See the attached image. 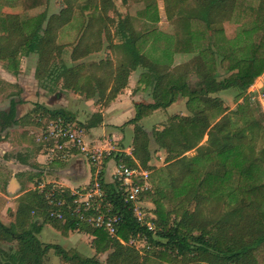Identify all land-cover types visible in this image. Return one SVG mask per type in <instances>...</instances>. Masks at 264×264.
Masks as SVG:
<instances>
[{
  "label": "trees",
  "instance_id": "trees-1",
  "mask_svg": "<svg viewBox=\"0 0 264 264\" xmlns=\"http://www.w3.org/2000/svg\"><path fill=\"white\" fill-rule=\"evenodd\" d=\"M162 2L166 19L175 27L173 39L161 54L169 62H161L146 51L161 39L152 23L156 21L157 0H133L117 21L107 12L113 8L112 0H85L84 5L76 6L72 0H65L59 12L49 15L48 0H0L1 5L20 8L19 12L0 10V62L13 73L18 71L19 54H34L35 78L41 87L53 90L60 83L63 90L97 97L96 102L103 105L127 87L136 69L143 70L139 80L146 85L153 83V101L136 102L135 115L128 121L134 124L131 152H121L116 158L117 165L150 171L151 188L140 198L155 207V218L138 221L123 189L117 182L106 181L101 169L96 175L103 193L100 210L117 217L114 234L110 235L71 212L76 195L68 187L48 183L39 189L35 184L17 196L16 210L10 213L12 221L4 224L0 219V242L15 243L11 251L0 248V264H47L51 249L65 264H101L75 249L39 240L37 235L45 223L62 232L88 227L95 251H108L106 264H159V260L168 264H264V146L258 148L264 140V111L258 108L262 112L258 117L245 97L237 109L226 112L221 98L213 95L233 88L239 97L263 73L264 0H257L251 18L240 27L242 41L233 47L223 25L235 16H244L252 0ZM90 6L94 11L86 16L83 11ZM146 16L151 18L150 25L145 26L148 30H137L133 17ZM74 24L75 37L70 42L59 39L61 31ZM103 38L116 54L114 59L68 66L61 57L69 45L73 61L99 52ZM175 53L193 56L172 65ZM218 69L226 75L220 78ZM191 73L198 79L194 85L187 81ZM45 81L53 88L45 87ZM179 96L186 97L189 115L170 116L151 135L138 123L153 111L167 108ZM15 105L11 100L8 111H0L2 128L17 123ZM42 111L49 114L47 118H73L60 108ZM94 117L82 125L86 130L101 120L98 114ZM152 142L166 154L163 167L150 165ZM35 145L29 153L17 156L21 163L27 164L39 153ZM190 151L194 153L189 155ZM5 200L0 195V205ZM51 210H60L64 220L51 216ZM148 221L152 229L146 226ZM137 235L145 237L149 249L157 250L154 256L140 255L127 243Z\"/></svg>",
  "mask_w": 264,
  "mask_h": 264
},
{
  "label": "rangeland",
  "instance_id": "rangeland-1",
  "mask_svg": "<svg viewBox=\"0 0 264 264\" xmlns=\"http://www.w3.org/2000/svg\"><path fill=\"white\" fill-rule=\"evenodd\" d=\"M133 0H112L113 8L108 10V15L116 19L118 17L124 16L126 14V8L128 4L132 3ZM73 4L76 5H84L85 0H72ZM248 1H246L247 3ZM257 0H252L249 2L251 5L247 6L244 13V16H235L231 21L224 23V31L227 40L231 47L235 46L242 41L239 36V30L243 22L247 21L250 17V12L256 6ZM65 6V0H48V8L47 14L57 13L59 10ZM137 8V7H135ZM0 10L6 12H19L20 8H10L0 4ZM94 11L93 6L86 8L83 12L87 16ZM135 14V12H133ZM78 17L77 8H75V17ZM251 18V17H250ZM151 20L149 17H133V24L137 30H148L149 27H145L150 25ZM155 28V34L161 37L158 44H154V46H148L146 51L152 56L159 57L161 62L166 60L161 57L162 50L165 44H168L174 37L175 27L173 24L170 23L169 20L166 19L164 10H163V2L162 0H157V8H156V21H152ZM114 25H111V30H114ZM77 33V28L74 25L67 26L64 30L61 31L59 34V39H64L67 42H70ZM103 46L99 52H92L89 56L73 61L70 58L72 45L66 46L63 50L61 57L63 58L64 62L68 65H74L77 62H91V61H100L104 59H114L116 54L113 50L109 48V42L105 38L102 39ZM117 41V38L114 39ZM184 55V57H183ZM177 55L173 56L171 64H176L181 61L185 62L191 57L193 54H188L185 56ZM18 71L13 73L5 66V62H0V111H8L9 103L11 100L15 101L16 105V119L18 120L16 124H12L6 128L0 129V149L4 151L3 158L5 159L4 162L0 159V176L4 177L3 181L5 182L8 180L9 175H11L12 169L6 164L8 161L18 162L17 156H23L27 153L29 149H32L33 145H37L40 148V144L35 141V136L41 133V128L45 123L46 117L49 115L48 113L42 111L43 109H64L71 114H73L72 121H76L81 126L87 124L90 119L95 118L94 115L98 114L99 112H94L89 104L93 102L95 109H100L103 103L96 102L98 99L85 97L83 94H79L80 98H75V93L71 90H63L61 88V84L58 83L56 85H51L50 82L45 81L44 86L48 88H53V90H48L40 86L38 80L35 78V67L37 64V56L34 54L31 55H23L19 54L18 58ZM142 69H136L131 72L128 82L130 81L132 84L133 89H136L138 92L137 101H142L147 103L146 101H153L152 98V84H145L143 80L140 79V73ZM221 73L220 78L224 77L226 73L222 71V69H218ZM264 72V71H263ZM263 73H261L253 82V84L246 89L245 92L240 94L238 97V91L233 88H228L223 91H219L213 95H216L221 98L223 106L226 107V112L230 110L237 109V105L243 103V99L245 97L249 98V104L251 108L254 109L255 114L260 117V113L264 111V97H262V88L264 86V78L262 77ZM219 78V79H220ZM188 83L190 85H194L195 82L198 80L195 73H191L188 75ZM124 90V89H123ZM122 90V93H123ZM135 93V92H133ZM186 97L179 96L176 101L171 103L167 108H161L153 111L150 115L142 118L138 123L141 124L145 130L151 135V132L154 128L161 129L164 124L167 123L168 118L174 114H183L189 115L190 112L186 107ZM91 101V102H89ZM95 102V103H94ZM98 104H100L98 106ZM135 102H133L132 112L128 115L130 118L128 119L127 115L117 118L115 121L110 119H104L105 123H102L101 120L95 126L89 127L88 131L86 130V135L88 139H95L100 142L99 146H97V151L100 154L99 163L90 162L87 158L86 161L89 163V167L91 168V178L90 180H85L86 182L79 183L82 179L80 174H76V177H70L71 180H74L71 185L69 184V189L73 190H80V191H87L92 188L93 181H96V170L103 169V177L106 181H112V172L117 167L116 158L122 151L128 150L131 152V144H132V136L134 130V124L128 122L131 118L135 115ZM42 107V108H41ZM262 111L260 112L259 109ZM119 110H116L114 114H118ZM126 113H129L126 111ZM124 115V114H123ZM109 116V115H108ZM128 119V120H126ZM124 121V122H122ZM120 124V125H116ZM30 133V134H29ZM206 136L204 137V142ZM23 141L25 144H22ZM39 144V145H38ZM90 145L93 142L89 143ZM28 145V146H27ZM35 145V146H36ZM264 146V140L259 142V147ZM152 151V157L150 160V165L153 168L163 167L162 165L164 162L165 152L164 150H159L156 145L152 142L150 145ZM124 150L125 153H128ZM158 151L159 155L156 154ZM160 151V152H159ZM194 151H190L188 154L192 155ZM83 155V154H81ZM2 157V156H1ZM45 157V156H44ZM71 159V158H70ZM69 159V160H70ZM59 161H52L50 162L49 159L45 158L43 165H51L57 166L55 163ZM66 164V163H65ZM119 165V164H118ZM45 168V167H44ZM94 168V169H92ZM18 173H22V176L13 180L12 189L10 192H5L4 194L7 197H13L17 195H21L23 191L28 189H33L35 187V183L42 189L47 180H53V176H46L43 178V183H38L41 179L40 177H34L30 179L33 181L29 183L27 181V166L20 165ZM47 168H45L46 170ZM48 172V171H47ZM50 174H54L53 172H49ZM55 175V174H54ZM58 176V175H57ZM56 176V177H57ZM77 176H79L77 178ZM59 178V177H58ZM56 178V179H58ZM47 179V180H46ZM55 180V179H54ZM149 180V179H148ZM145 183L148 185V188L145 190H149L151 188V184L149 181ZM56 181V180H55ZM88 181V182H87ZM66 184H56L60 187H66ZM71 183V182H70ZM144 184V183H143ZM77 185H80L76 187ZM4 190V189H1ZM6 199L3 205H0V215L1 221L4 224H9V221H12V217L10 213L16 210L17 202L15 206L10 205L8 207V211L5 210V207L8 203H12L14 200ZM16 200V199H15ZM65 203V200L63 199ZM140 212L141 215L147 219L155 218L154 213V205L150 201H145L140 198L139 202L135 204ZM3 212V213H2ZM2 213V214H1ZM63 221L62 219H59ZM63 223V222H62ZM151 224V223H150ZM88 227L84 226L83 229L81 227H77L74 230H67L62 232L59 228H53L50 224H45L37 235L39 240L45 243H54L60 245L64 249H75L79 253L87 256V257H94L99 259L101 264H106V257L108 251L97 253L93 247L92 239L93 235L87 229ZM85 229V230H84ZM129 245L134 246L140 252V255H144L145 253L148 256H154L156 254V249H149L146 245V240L143 237L135 236L131 237L128 242ZM15 243H10L7 241L0 242V248L5 249L6 251H11L14 249ZM157 258H154V261ZM47 264H65L60 260V258L55 254L54 249H51L46 257ZM159 264H168L167 262L160 261ZM66 264H72L70 262Z\"/></svg>",
  "mask_w": 264,
  "mask_h": 264
},
{
  "label": "built area",
  "instance_id": "built-area-1",
  "mask_svg": "<svg viewBox=\"0 0 264 264\" xmlns=\"http://www.w3.org/2000/svg\"><path fill=\"white\" fill-rule=\"evenodd\" d=\"M262 77L264 78V72ZM264 82V81H263ZM264 84V83H263ZM264 97V86L262 88ZM30 134V133H29ZM86 129L76 121H69L62 116L45 119L41 133L35 136V141L40 146L39 154L52 161L66 162L77 154H83L90 162L99 163L100 154L97 149L86 141ZM101 169L96 170V175ZM148 180V172L138 167H130L119 164L112 172V181L117 182L125 193V201L133 204L134 215L138 221L144 222L139 208L135 205L140 200V194L148 188L145 183ZM141 181V183L139 182ZM144 183V184H143ZM92 188L87 191L71 190L76 195L72 199L71 212L80 216L93 227L102 228L110 235L114 234L116 216H106L101 210L103 193L99 189L97 181H93ZM62 203H64L62 201ZM70 208V207H69ZM50 215L64 220L60 210H51ZM146 226L152 229L150 222ZM138 236V235H137ZM141 237V236H139ZM145 239V237H143Z\"/></svg>",
  "mask_w": 264,
  "mask_h": 264
},
{
  "label": "crops",
  "instance_id": "crops-1",
  "mask_svg": "<svg viewBox=\"0 0 264 264\" xmlns=\"http://www.w3.org/2000/svg\"><path fill=\"white\" fill-rule=\"evenodd\" d=\"M177 55H183V53H175V54H173V56H176V57H177ZM186 55H188V54H185V56ZM183 57H184V55H183ZM191 57H189V59ZM182 62L183 61H181L179 63H182ZM176 64H178V63H176ZM133 92H135V93H133ZM138 95H139L138 92L136 91V89H133L132 84L129 81L127 83V87L124 88L123 93L121 91L119 94H117V96L109 104L102 105V106L100 104H98V106L99 105L101 106L100 109H95V106H94L93 102L91 104H89V105L91 106V108H93L92 110L94 112H99L100 113V117H101V122L102 123H105L106 119H110V120L115 121L117 118L122 117V116H126V115H127L128 119H129L130 117L128 115L132 112V110H131L132 107H134L133 106V102H135V103L136 102H142V101H137ZM74 96H75V98H80L79 94H75ZM89 102H91V101H89ZM146 102L150 103L152 101H146ZM143 103H145V102H143ZM116 110H119L118 114H114V112ZM126 111H128L129 113H126ZM128 119H126V120H128ZM122 122H124V121H122ZM116 125H120V124H116ZM1 129H2V127H1ZM86 141L88 143L93 142L92 146H94L95 148H97V146H99V144H100V142L95 140V139H88ZM22 144H25V142L23 141ZM29 150L27 151L28 153H29ZM124 150L122 149L123 152H124ZM125 151L128 152L127 154H130V151H128L127 149ZM156 154L159 155L158 151L156 152ZM3 155H4V151L2 149H0V159H1L2 162L5 161V159L3 158ZM44 160H45V157L42 154L37 153L35 156L33 155V156H31L28 159V163L27 164L21 163L19 160H18V162L17 161L16 162H12V161L6 162V164L9 166V168L12 169V172H11V175H9L8 180H6L5 182L3 181L4 177L0 176V187H2V185L5 183L4 184V188H3L4 190H1L2 188H0V195L2 197H4L5 199H9L10 198V197H7L4 193L7 192V191L10 192V189H12V186H13L12 185L13 184L12 183L13 180L18 178V177H20V176H22V173H20V174L18 173V171H21V169H19L20 165L27 166V168H28V170H27V181L29 183H32L33 185H34V183L30 179H32L34 177H37V178L40 177L41 179L38 181V183L41 184V183H43L42 182L43 178L46 177V176H50V175L53 176V180H47L46 179L47 180L46 183L66 184L65 182H67V185H65V186L68 187V188H72V187H69V184L71 185L72 183H74L73 182L74 180H71L70 177L74 178V177H76L75 176L76 174L83 175V176H81L82 179L79 181V183H81V182L85 183L86 182L85 180H88V179L90 180V178H91V168L89 167V163L86 161L84 156L81 155V154H77V155L73 156L69 161L55 163V165H57V166H51L50 164L45 166V165H43L44 164ZM44 167L47 168V169L45 170ZM141 169H143V168H141ZM143 170H146L148 172V174L150 172L147 169H143ZM49 172H53L55 175L54 174H50ZM78 177L79 176H77V178ZM56 178H58V179H56ZM78 186H80V185H77L76 187H78ZM71 190H73V189H71ZM17 196L11 197L14 201L12 203H8V205L5 207L4 212L6 210L7 211L9 210L8 207L10 205L15 206V204H16V200L15 199L17 198ZM12 212H14V211H12ZM0 218H1V215H0ZM9 222H11V221H9ZM45 224H49V223H45Z\"/></svg>",
  "mask_w": 264,
  "mask_h": 264
},
{
  "label": "water",
  "instance_id": "water-1",
  "mask_svg": "<svg viewBox=\"0 0 264 264\" xmlns=\"http://www.w3.org/2000/svg\"><path fill=\"white\" fill-rule=\"evenodd\" d=\"M0 129H1V126H0Z\"/></svg>",
  "mask_w": 264,
  "mask_h": 264
}]
</instances>
